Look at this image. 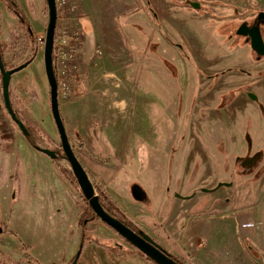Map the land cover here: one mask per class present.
Here are the masks:
<instances>
[{
  "label": "rangeland",
  "instance_id": "374dc122",
  "mask_svg": "<svg viewBox=\"0 0 264 264\" xmlns=\"http://www.w3.org/2000/svg\"><path fill=\"white\" fill-rule=\"evenodd\" d=\"M18 1L30 18L31 28L37 37L38 51L34 62L13 77L11 87L15 95L26 103L28 119L35 126L39 124L38 131L48 134L50 144L53 142L51 146L54 147V142H58L60 137L52 115L50 86L44 62L49 22L47 2ZM91 1L89 13L95 17V13L107 14L109 23L121 13L139 12L145 27L138 29L131 22L125 24L129 39L115 25L109 26V33L100 31L99 38L103 41L109 37V59L118 62L137 57L141 59L133 69L142 88L147 91L143 100L146 108L145 127L148 138L153 141L149 143L138 139L135 142L140 147L141 159L134 163L130 160L127 168H122L120 160H113L107 166L96 159L97 163H92V174L85 168L91 180L98 182L114 201L118 196L139 199L136 187H141L148 199L146 205L138 210L141 214L134 219L121 209L136 226L146 232L143 227L145 224L168 241L173 237L163 226L167 221L177 226L174 233L182 232L183 223L174 214L171 200L174 202L176 196L180 195L184 183L185 193H197L195 199L199 200V205L191 214L218 213L228 199L234 200V207L254 203L257 198L249 196L250 188H253L256 176L264 170V56L259 60L251 45L236 31L243 21L254 18L258 11L264 10V0H192L201 4L200 9L189 6L188 0H128L129 3L123 2L126 0ZM78 5L80 9L75 17L83 13L82 0H79ZM130 41L134 52L125 46ZM27 42V29L21 27L8 12L4 0H0V44L5 49L10 66L21 63L27 57ZM100 43L94 38L90 43L91 52ZM81 52L79 58L82 56L84 62L95 60L93 52L87 55ZM110 65L109 62V75L121 68L117 64ZM90 71L81 74L77 69L73 73L72 97L68 101L60 100L65 113L73 110L79 94L87 92L91 84L88 79L87 82L84 78L76 77L81 75L91 79ZM106 83V79H103L102 85ZM239 86H244L240 94L236 92ZM232 91L227 95V92ZM247 93L255 94L257 100L251 99ZM237 98L243 100L235 105L233 102ZM100 104H103L102 100ZM223 107L226 108L225 115L219 113ZM73 116L72 119L67 117L66 128L71 144L76 153L87 158L81 150L83 148L87 152L85 154L93 159L89 148L84 149L86 142L82 134L78 133L77 118ZM70 120L76 122L71 123ZM240 134L243 137L245 134L241 138L242 143H246L243 147L237 144L236 136ZM246 135H250L252 140L251 153L262 157L261 166L256 173L250 174L251 177L242 176L236 166L238 158H245L250 153ZM77 138L82 140V145ZM15 139L14 144L4 151L13 150L14 155L21 154V163L24 162L25 153L37 154L28 148L18 132ZM198 143L205 145L210 161L204 163L198 158L200 164H193L189 175L184 178L188 157L198 156ZM6 158L5 162L0 161V227L8 228L15 235L11 234V239L0 236V247L5 253L1 258L3 264H64L65 255L72 244L78 243L80 246L82 243L80 218L86 207L85 201H79L74 196L76 194L73 195L67 180L58 171L48 170L43 164L42 173L27 174L28 167L22 164L20 173H16L15 156L9 153ZM60 165L64 167L65 164ZM17 175L19 183L16 181ZM220 183L233 185L217 188ZM100 224L110 230L115 239L109 238L105 230L98 229ZM90 229L87 233L90 242H98L105 250L115 241L121 242L126 249H117L123 250L122 254L128 260L136 258L129 252L135 248L101 220L95 221ZM150 232L152 234L153 230Z\"/></svg>",
  "mask_w": 264,
  "mask_h": 264
},
{
  "label": "crops",
  "instance_id": "0c3cea01",
  "mask_svg": "<svg viewBox=\"0 0 264 264\" xmlns=\"http://www.w3.org/2000/svg\"><path fill=\"white\" fill-rule=\"evenodd\" d=\"M113 1L122 2L123 0ZM97 2L103 1L98 0ZM123 2L129 3L128 0ZM90 3L92 4L91 0H82V12L84 14L77 15L83 28V40L80 50L87 55L88 52H91L89 49L91 47L90 43L92 40L94 41V38H97L101 43L97 44L99 47L97 46L95 50L92 49V52L96 55L95 60L84 62L82 56L81 59L79 58L77 69L81 74L85 73L86 70H91L90 77L92 78H85L86 76L81 75L76 78H84L87 82L89 80L91 84L88 85L87 92L79 94L72 111L65 113L61 106V112L66 128L68 126L67 117L69 116L72 119L73 115L76 116L77 131L82 134L81 136L86 142V148L84 149L89 148L94 158L90 159L83 148L81 150L87 158L81 156L80 153L76 154L80 155L79 160L92 174V163H97L95 162L96 159L101 160L107 166L113 160H120L122 168L130 166V160L131 163L139 162L141 159L140 147L135 142L138 139H143L149 143H153V141L148 138V131L145 127L146 108L143 100L147 91L146 88H142L141 81L136 78L133 69V66L138 64L141 59L138 57L129 61L122 59L119 62L109 59V37L104 38L103 41L99 38L101 36L100 31L104 30L109 33V26L115 25L114 27H120L122 34H126L129 39L128 28L125 27V24L129 25V22H131L138 29L145 27L140 20L139 12L121 13L117 17L114 16L115 20L112 21L111 19V23H109V15L95 13V17L89 13L90 7L92 8ZM158 19H161L160 16H158ZM125 46L129 51H135L131 41L126 43ZM109 62L110 66L117 64L121 68L109 75ZM103 79H106V85H102ZM148 94L152 95V92ZM101 100L103 104H100ZM242 100L237 98L233 103L236 105L238 102L242 103ZM225 110L226 108L223 107L219 113L225 115ZM67 114L69 115L67 116ZM74 116L73 118H75ZM76 120L73 121L76 122ZM73 121L70 120L71 123H74ZM244 137L241 134L236 136L237 144L242 145V147L246 145L244 140V143L241 141V138ZM198 145V156L191 155L186 161L184 178L189 175L188 171L191 170L193 164H197V162L200 164L198 158H201L204 163L210 161L209 152L204 147L205 145L199 143ZM33 154L25 153L24 161L26 168L28 167L27 174L42 173L41 166L43 164L48 170L57 171L48 158L39 153ZM117 168L120 169V167ZM255 181L249 192L250 197L254 195L257 198L254 203L243 207H234V200L228 199L221 205L220 212L206 215H201L200 212L191 214L199 205V200H197L198 198L195 199L197 193L193 195L190 191L185 193L184 183L180 196H176L174 202L171 200L174 205V214L176 213L181 220L180 223H183L181 234L180 232L174 233L177 226L170 225L169 221L163 224L165 231L170 232L173 237L169 241L156 235L153 228L147 227L145 224H143V227L161 246L184 261L191 260L194 264H264V173ZM103 186L108 188L106 185ZM69 187L71 188L70 185ZM72 192L73 195L76 194L73 189ZM74 196L78 197L77 194ZM113 198L115 199V197ZM77 199L79 200V197ZM115 201L134 219L141 214L138 210H141L142 205H146L145 202H140L135 198L131 200L122 196H118ZM185 209L187 210L186 214ZM147 215L150 214L147 213ZM98 229L105 230L110 236L109 238L115 239L111 234L112 232L102 224L99 225ZM150 230H153L152 234ZM80 240H82V236ZM77 244H72L69 252L65 255L64 264H69L77 254L80 248ZM129 252H132L136 257L133 261L128 260L127 256L122 253L108 252L98 242H88L84 246L79 264H151L141 257L137 250L131 249Z\"/></svg>",
  "mask_w": 264,
  "mask_h": 264
},
{
  "label": "water",
  "instance_id": "95a60500",
  "mask_svg": "<svg viewBox=\"0 0 264 264\" xmlns=\"http://www.w3.org/2000/svg\"><path fill=\"white\" fill-rule=\"evenodd\" d=\"M48 12H49V22L46 32V43H45V51H44V62H45V71L47 80L50 86V102H51V110L52 115L58 130V133L61 138V148L62 153L64 155L65 165L62 162L60 164L64 165L75 177V187L80 192V194L84 197V199L89 203L96 217L101 220L104 224L112 228L119 236L125 239L128 244H130L137 251L142 252L148 258L153 260L156 264H179L172 255L163 248L156 240H154L149 234H147L143 229L137 227V231L132 230L128 227L121 219L115 218L110 215L104 207L100 203L99 195L96 191L93 181L91 177L79 158L77 157L73 146L71 144L70 138L68 136V132L65 126L64 118L61 112L60 100L58 97V81L55 74V66H54V53H55V36H56V28L58 23V12L55 0H46ZM193 8L200 9L201 4L198 2H194L192 4ZM264 17V13H261L258 16L256 24L249 29L248 32L244 31L243 26L238 34L249 36L252 49L260 56H264V39L261 34L260 25L263 23L262 18ZM34 56L27 62L22 65H19L16 68L7 70L5 67V63L3 61L1 52H0V73L2 75V91L4 94L6 105L16 119L15 114L12 111L11 103H10V92H11V83L12 76L16 73H19L26 69L33 61ZM250 97L253 100H257V96L255 94H250ZM20 127L24 130L26 136L28 135L27 130L24 125L19 122ZM37 150L46 154L53 160H57L58 156L55 154L53 150L42 149L36 147ZM232 183H220L217 188L221 187H231ZM138 193L140 194V198L136 200L140 202H146L147 195L143 191L141 187H136ZM180 196V195H179ZM105 245L104 243H101ZM85 246V238L82 240L80 248L77 252L75 261L73 264H77L80 260L83 250ZM114 248L118 249H126V247L118 241H115L112 245Z\"/></svg>",
  "mask_w": 264,
  "mask_h": 264
},
{
  "label": "flooded vegetation",
  "instance_id": "af4514ba",
  "mask_svg": "<svg viewBox=\"0 0 264 264\" xmlns=\"http://www.w3.org/2000/svg\"><path fill=\"white\" fill-rule=\"evenodd\" d=\"M186 2L189 4V6H192V4L194 3L192 0H188ZM261 13H264V10L258 11V13H256L254 18H249L250 20L243 21L239 25V27H238V29L236 31L237 35H239L240 37L244 38L246 40V43H249L250 45H251L250 37L249 36L240 35V34H238V32L245 25L246 26L244 27V31L248 32L249 29L252 28L256 24L258 16ZM17 20L20 23V20L19 19H17ZM29 20H30V18H29ZM262 20H263V23H261V25H260V30H261L262 37L264 39V29H263L264 28V17L262 18ZM20 25H21V23H20ZM21 27H22V25H21ZM27 37H28L27 48H28V51H29L28 55H27V57L25 59H23V61L21 63L15 65V66H10L8 64L7 59H6L5 49L0 44V52L2 51L1 55H2L3 61L5 63V67H6L7 70L16 68L19 65L24 64L25 62L29 61L33 56H34V59H33L32 63L34 62L35 58L37 57L38 43H37V38L34 37V31H33L32 28L27 30ZM251 48H252V46H251ZM257 58L260 60L261 57L257 54ZM15 75L12 76V80H13V77ZM243 88H244V86H239L238 87L239 90L237 89L236 92H238V94L242 93ZM246 91H247V89L244 90V92H246ZM231 93H233V91L232 92H227V95H229ZM247 94L250 97V94H253V93H247ZM10 103H11L12 111H13V113L16 116V119L13 117V115L11 114V112L9 111V109H8V107L6 105L4 94H3V91H2V75L0 73V161L3 160L5 162L6 159H7L6 158L7 154L10 153V154H13V156H15V158H16V166H17L16 167V173L17 172L20 173L19 169H21L20 166H22V164H23V166L25 165V161L23 163H21V161H20V157H21L20 155L21 154L19 156L18 155H14V151L13 150L4 151L6 149V147L9 148L16 141V139H15L16 132H18L22 136V138L25 141V143L27 144L28 148H30L31 150L39 153L40 155H42V156H44L46 158H48L53 163V166H55V168L57 169L59 175L67 180V183L71 186L73 191L77 194V196L79 197V200H84L85 203H86V207H84L85 210L82 213L81 218H80L81 226H82V229H83L82 230V240L85 238V245H86L88 242L91 241V239L89 238V235L87 234L88 231L89 232L91 231L90 226L92 224H94L95 221H100V220L99 219L94 220V221L92 220V216L90 214V211H93V210L90 207L89 203L84 199V197L80 193H77L76 188H75V186L73 184L74 182L72 181V178L71 177L67 178L65 176V172L63 170H66L68 173H70V171L65 169L59 163V162L63 161V163L66 164L65 160H64V155L62 153V148H61V138H59L58 142H56V141L54 142V144H53V145H55L54 147L51 146L53 142H51V144H50L49 135L46 134L43 131H38L37 127H38L39 124L37 126H35L34 122H32V121H30L28 119V116H26V111H27L26 110L27 107L25 106L26 103L24 102L23 99H20L18 96L15 95L12 87H11V92H10ZM19 122H21L24 125L25 129L27 130V132H28L27 136H26L24 130H22V128L20 127ZM68 136H69V134H68ZM59 137H60V135H59ZM248 137L250 138V135H246L247 143L250 146L249 155L246 156L245 158H241V159L238 158L236 160V166L239 168V170H240L239 173L242 176H248V175H250L252 173H256L257 172V168L259 167V165L261 166L260 162H262L261 161L262 157L260 156V154H252L251 153V147H252L251 143L252 142L248 141ZM36 147H39V148H42V149H49V150L51 148V150H53L55 152V154L58 156V159L57 160H53L52 158H50L46 154H44V153L40 152L39 150H37ZM73 149L75 151L74 146H73ZM19 179H20L19 175H17L16 176V181L18 182ZM104 225H106V224H104ZM107 227L110 228L109 226H107ZM110 229L117 236H119L112 228H110ZM2 235L3 236H7V237H11V233L9 232L8 228L0 227V236H2ZM119 237L128 244V242L125 239H123L121 236H119ZM107 243L109 244V242H107ZM76 255H75V258H76ZM171 255H173V254H171ZM73 259L69 262V264H73L74 263L75 259H74V261H73ZM181 260H183V259H181ZM79 261H78L77 264H79ZM0 264H3V261H2V263L0 262Z\"/></svg>",
  "mask_w": 264,
  "mask_h": 264
},
{
  "label": "built area",
  "instance_id": "2783aa9c",
  "mask_svg": "<svg viewBox=\"0 0 264 264\" xmlns=\"http://www.w3.org/2000/svg\"><path fill=\"white\" fill-rule=\"evenodd\" d=\"M58 23L55 36L54 66L58 81V97L68 101L72 97L73 72L78 68L83 28L75 14L79 0H55Z\"/></svg>",
  "mask_w": 264,
  "mask_h": 264
},
{
  "label": "trees",
  "instance_id": "16d2710c",
  "mask_svg": "<svg viewBox=\"0 0 264 264\" xmlns=\"http://www.w3.org/2000/svg\"><path fill=\"white\" fill-rule=\"evenodd\" d=\"M4 2L8 8L10 15L13 16L14 18L19 19L22 27L29 30L32 27L31 22H30L28 16L26 15L25 11L23 10L22 6L20 5L19 1L18 0H4ZM34 37L37 38L35 33H34ZM92 39H93V36H92ZM77 141L81 145L83 144V142L80 138H77ZM248 141L251 142V139L249 137H248ZM63 171L65 172V176L67 178H70V177L72 178V181L74 182L73 184L75 186L76 179H75L74 175L71 172L68 173L66 170H63ZM263 171L264 170H262L256 176V178H259L264 173ZM93 182H94V186L96 188V191L99 195L100 203L104 207V209L113 217L121 219L132 230L137 231L136 225L130 220L129 216L121 209V207L111 198V196L104 190V188L98 182H95V181H93ZM90 214L92 216L93 221L98 219L93 211H90ZM10 233L15 235L13 232H10ZM107 250H108V252H114V253H122L123 252V250H118L117 248H114L112 246H107ZM138 253L146 261L150 262L151 264H156L153 260L148 258L142 252L139 251ZM4 255H5V253L3 252V250L0 247V261ZM172 257L179 264H194L191 260L183 261V260H181V259H179L173 255H172ZM74 259H75V257H74ZM74 259H73V261H74Z\"/></svg>",
  "mask_w": 264,
  "mask_h": 264
}]
</instances>
